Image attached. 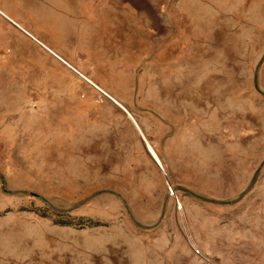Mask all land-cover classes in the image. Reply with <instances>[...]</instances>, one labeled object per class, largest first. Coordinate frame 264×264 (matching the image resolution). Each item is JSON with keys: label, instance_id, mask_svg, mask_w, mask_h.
Masks as SVG:
<instances>
[{"label": "rangeland", "instance_id": "rangeland-1", "mask_svg": "<svg viewBox=\"0 0 264 264\" xmlns=\"http://www.w3.org/2000/svg\"><path fill=\"white\" fill-rule=\"evenodd\" d=\"M0 8V264H264V0Z\"/></svg>", "mask_w": 264, "mask_h": 264}, {"label": "bare ground", "instance_id": "bare-ground-1", "mask_svg": "<svg viewBox=\"0 0 264 264\" xmlns=\"http://www.w3.org/2000/svg\"><path fill=\"white\" fill-rule=\"evenodd\" d=\"M0 13L2 14V16H5V17H7L8 19H10V20H12L13 21V23H15L17 26H19L20 28H22L23 29V31H25L26 32V34H28L29 36H31L32 38H34L36 41H38V43L41 45V47L43 46L47 51H49L50 53H52L54 56H56L57 58H59V59H61L62 61H64L67 65H69V66H71L68 62H66L62 57H60L55 51H53L51 48H49L47 45H45L43 42H41V41H39V40H37L36 38H35V36L32 34V33H30L27 29H24L20 24H18L16 21H14L10 16H8L3 10H1L0 9ZM4 17V18H5ZM6 18V19H7ZM72 67V66H71ZM73 68V67H72ZM75 69V68H74ZM81 73V72H80ZM82 76V78L83 77H85V76H83V74H81ZM80 76V75H79ZM86 78V77H85ZM87 79V78H86Z\"/></svg>", "mask_w": 264, "mask_h": 264}, {"label": "crops", "instance_id": "crops-1", "mask_svg": "<svg viewBox=\"0 0 264 264\" xmlns=\"http://www.w3.org/2000/svg\"><path fill=\"white\" fill-rule=\"evenodd\" d=\"M1 9V8H0ZM2 10V9H1ZM8 16H10V14L9 13H7L5 10H3ZM5 17V16H4ZM14 21H16L18 24H20L23 28H25L26 29V27L23 25V23L21 22H19L18 21V19H14L12 16H10ZM5 18H7V17H5ZM8 19V18H7ZM8 20H10V19H8ZM12 23H13V21L12 20H10ZM13 24H15V23H13ZM16 25V24H15ZM17 26V25H16ZM18 27V26H17ZM19 28V27H18ZM19 29H21V28H19ZM28 30V29H27ZM21 31L22 32H24L22 29H21ZM29 31V30H28ZM30 33H32L39 41H41L32 31H29ZM25 33V32H24ZM28 35V34H27ZM29 36V35H28ZM31 37V36H30ZM32 38V37H31ZM34 41H36L34 38H32ZM37 42V41H36ZM45 44V43H44ZM45 45H47V44H45ZM48 46V45H47ZM49 47V46H48ZM49 48H51V47H49ZM52 49V48H51ZM53 50V49H52ZM53 51H55V50H53ZM56 52V51H55ZM57 53V52H56ZM58 54V53H57ZM59 55V54H58ZM61 60V59H60Z\"/></svg>", "mask_w": 264, "mask_h": 264}]
</instances>
